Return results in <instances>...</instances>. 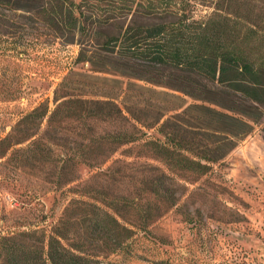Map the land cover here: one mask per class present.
<instances>
[{
  "label": "trees",
  "instance_id": "trees-1",
  "mask_svg": "<svg viewBox=\"0 0 264 264\" xmlns=\"http://www.w3.org/2000/svg\"><path fill=\"white\" fill-rule=\"evenodd\" d=\"M201 7L210 11L200 14ZM43 34L64 45L79 44L74 65L87 62L94 72L170 89L165 94L181 101L145 122L136 107L121 105L123 87L116 93L85 91L70 67L53 90V108L42 102L0 136V148L27 141L29 148L38 147L42 138L33 137L44 121L54 133L59 122H82L80 140L60 137L65 185L75 180L78 164L100 167L118 148L131 145L129 152L137 149L162 163L143 162L145 192L173 207L178 198L171 183L177 175L207 173L264 118V0H0V39H6L0 40L1 50L17 51L24 46L21 39ZM0 95L12 99L15 93L0 90ZM122 119L116 130L91 133V122ZM142 127H155L163 138L145 135ZM46 159L53 160L50 151ZM97 200L73 199L65 209H114L115 201ZM133 207L138 203L132 201ZM121 230L131 237L132 229L108 211L98 212L87 232L89 246L115 250ZM18 234L26 232L0 233V264H100L83 242L66 241L65 230L53 228L36 243Z\"/></svg>",
  "mask_w": 264,
  "mask_h": 264
},
{
  "label": "rangeland",
  "instance_id": "rangeland-1",
  "mask_svg": "<svg viewBox=\"0 0 264 264\" xmlns=\"http://www.w3.org/2000/svg\"><path fill=\"white\" fill-rule=\"evenodd\" d=\"M208 11L201 7L199 13ZM21 42L24 46L17 51L0 49V90L15 93L12 99L0 95V136L21 114L42 102L48 101L53 108V90L70 67L80 74L77 77L85 83V91L116 93L123 87L125 91L118 96L121 105L136 107L135 113L145 122H150L160 108L181 102L165 94L173 92L170 89L119 74L94 72L87 62L74 65L79 44L64 45L44 34L28 35ZM185 100L187 104L193 102L189 97ZM91 124V133L98 135L122 127L124 119ZM45 125L44 121L33 137L42 138L38 147L29 148L27 141L0 148L1 234L25 231L17 238L36 243L38 237L44 239L51 229L59 228L68 235L66 241L79 240L87 245L86 251L96 255L100 264H264V118L207 173L177 175L171 183L178 198L173 207H164L145 192L143 162L164 167L162 163L146 152H129L131 145L118 148L100 167L78 164L75 180L65 185L60 137L80 140L78 133L85 130L80 121L57 123V133L47 132ZM141 129L150 137H162L155 127ZM49 151L52 161L46 159ZM73 199H101L97 200L100 205L113 200L115 206L65 209ZM132 201L140 209L129 208ZM103 210L133 231L127 238L121 230L117 238L120 244H112L114 240L109 243L115 250L101 242V246H92L95 242L89 246L90 222Z\"/></svg>",
  "mask_w": 264,
  "mask_h": 264
}]
</instances>
